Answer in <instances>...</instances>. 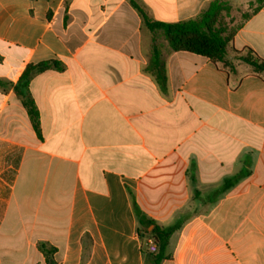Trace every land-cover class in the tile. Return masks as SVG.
<instances>
[{
  "label": "crops",
  "instance_id": "crops-1",
  "mask_svg": "<svg viewBox=\"0 0 264 264\" xmlns=\"http://www.w3.org/2000/svg\"><path fill=\"white\" fill-rule=\"evenodd\" d=\"M210 1L136 0L167 22ZM229 3L258 4L231 46L264 59V0ZM49 59L63 69L28 86L38 137L14 84ZM0 80V264H48L39 243L56 264H150L138 213L178 223L160 264H264V73L170 50L130 0H0Z\"/></svg>",
  "mask_w": 264,
  "mask_h": 264
},
{
  "label": "trees",
  "instance_id": "trees-1",
  "mask_svg": "<svg viewBox=\"0 0 264 264\" xmlns=\"http://www.w3.org/2000/svg\"><path fill=\"white\" fill-rule=\"evenodd\" d=\"M130 2L139 11L146 28L153 32L160 31L163 33L170 50H187L199 53L207 56L214 64L224 70H233L235 63L240 61L248 64L253 73H264V59L258 56L249 47H245L241 50L234 49L231 46V41L232 33L235 29L228 33L225 25L218 22L221 11L229 10V0H211L207 8L195 18L174 22L151 19L136 0H130ZM251 13L252 12L247 13L245 18ZM50 68L62 70L63 64L56 59L28 63L17 82L14 84V90L20 98L38 137H41L39 111L30 94L28 86L29 81L35 74ZM147 70L155 76V80L159 87L165 90L167 79L165 64L161 56V51L156 44L153 45ZM1 84L2 81L0 80V85ZM241 176H243V173L239 172L226 178L218 191L226 190ZM138 216L140 224L138 232L141 235L152 237L156 244L155 252L148 251L151 256L150 264H160L163 259L169 258V253L167 252L169 237L172 231L178 226V223L171 227L164 228L149 219L145 220L140 213H138ZM149 225H152L150 230H148ZM38 247L45 255L48 264H56L52 258L53 248L46 246L44 243H39Z\"/></svg>",
  "mask_w": 264,
  "mask_h": 264
},
{
  "label": "rangeland",
  "instance_id": "rangeland-1",
  "mask_svg": "<svg viewBox=\"0 0 264 264\" xmlns=\"http://www.w3.org/2000/svg\"><path fill=\"white\" fill-rule=\"evenodd\" d=\"M229 6V10L221 11L218 17V22L222 25H225L228 33L232 32V30L241 23L247 13L255 10L258 7V4L254 6L252 3H249L245 8L243 6L237 5L232 6L231 4H229Z\"/></svg>",
  "mask_w": 264,
  "mask_h": 264
},
{
  "label": "built area",
  "instance_id": "built-area-1",
  "mask_svg": "<svg viewBox=\"0 0 264 264\" xmlns=\"http://www.w3.org/2000/svg\"><path fill=\"white\" fill-rule=\"evenodd\" d=\"M146 243H147V250L149 252H155L156 251V244H155L152 237H147Z\"/></svg>",
  "mask_w": 264,
  "mask_h": 264
}]
</instances>
